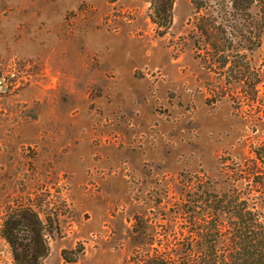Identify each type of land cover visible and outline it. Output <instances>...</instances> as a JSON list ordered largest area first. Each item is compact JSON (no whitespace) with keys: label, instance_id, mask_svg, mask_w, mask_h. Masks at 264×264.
Listing matches in <instances>:
<instances>
[{"label":"rangeland","instance_id":"obj_1","mask_svg":"<svg viewBox=\"0 0 264 264\" xmlns=\"http://www.w3.org/2000/svg\"><path fill=\"white\" fill-rule=\"evenodd\" d=\"M230 1L175 0L166 28L151 0H0V264H14L3 220L27 204L57 218L44 264H128L149 249L134 245L137 216L161 237L189 179L222 191L252 164L264 0L244 19ZM259 28L253 52L233 41L262 72L253 86L214 44Z\"/></svg>","mask_w":264,"mask_h":264},{"label":"trees","instance_id":"obj_2","mask_svg":"<svg viewBox=\"0 0 264 264\" xmlns=\"http://www.w3.org/2000/svg\"><path fill=\"white\" fill-rule=\"evenodd\" d=\"M254 1L231 0L233 19L248 18ZM174 2L151 0L155 23L169 26ZM262 9L264 19V5ZM234 28L238 33L237 27ZM261 32L259 28L242 36L226 31L223 41L214 44L224 47L223 54L227 52L224 57L221 55V64L247 65L240 66V70L243 75L252 73L257 77L253 86L260 84L262 72L249 71L252 62L247 55L235 51L233 41L241 44L246 40L247 48L253 52L260 46ZM255 153L251 165L237 163L222 191H216L208 177L199 175L189 179L180 201L169 208L161 237L155 234L158 225L152 223L149 229L154 235L146 238L148 227L143 217L137 216L134 245L136 248L147 245L149 249H135L128 264H264V169L258 161L264 164V146H258ZM18 212L7 213L1 227L14 264H44L50 252L46 232L57 218L44 220L30 204L21 206Z\"/></svg>","mask_w":264,"mask_h":264}]
</instances>
